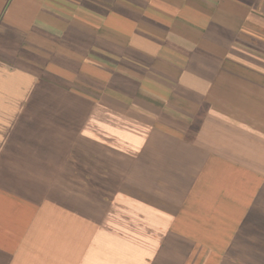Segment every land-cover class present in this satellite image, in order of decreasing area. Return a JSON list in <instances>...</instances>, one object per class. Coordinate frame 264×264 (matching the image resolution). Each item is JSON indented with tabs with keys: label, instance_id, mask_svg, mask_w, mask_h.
Masks as SVG:
<instances>
[{
	"label": "crops",
	"instance_id": "1",
	"mask_svg": "<svg viewBox=\"0 0 264 264\" xmlns=\"http://www.w3.org/2000/svg\"><path fill=\"white\" fill-rule=\"evenodd\" d=\"M0 264H264V0H0Z\"/></svg>",
	"mask_w": 264,
	"mask_h": 264
}]
</instances>
